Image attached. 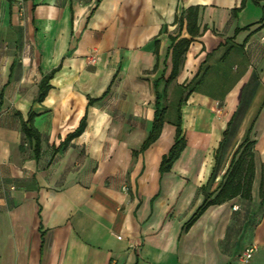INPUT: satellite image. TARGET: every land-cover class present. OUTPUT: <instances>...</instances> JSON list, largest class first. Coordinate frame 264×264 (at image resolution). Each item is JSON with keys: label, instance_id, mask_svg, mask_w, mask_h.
I'll return each mask as SVG.
<instances>
[{"label": "crops", "instance_id": "0c3cea01", "mask_svg": "<svg viewBox=\"0 0 264 264\" xmlns=\"http://www.w3.org/2000/svg\"><path fill=\"white\" fill-rule=\"evenodd\" d=\"M241 2L0 0V264H264V12L247 0L232 17ZM191 6L200 34L168 88L161 134L141 152L154 80L171 72V36L191 37L175 22ZM54 69L38 102L41 79ZM193 79L201 81L190 92ZM186 97V147L161 174ZM243 104L250 126L219 151ZM31 113L38 158L22 129ZM251 126V198L211 205L185 230L203 186L218 189Z\"/></svg>", "mask_w": 264, "mask_h": 264}, {"label": "trees", "instance_id": "16d2710c", "mask_svg": "<svg viewBox=\"0 0 264 264\" xmlns=\"http://www.w3.org/2000/svg\"><path fill=\"white\" fill-rule=\"evenodd\" d=\"M247 0H242L239 7L233 10V16L235 17L237 12L240 11L246 3ZM256 5L260 6L264 12V0H252ZM198 15L199 9L198 7L191 6L186 10H183L179 16L176 17L175 22L178 23L180 29L184 26L187 29V32L191 36L190 38L179 36H171V64L172 69L168 76L165 78V72H161L154 80V88L156 92V103H155V113L153 124L151 130L144 140L141 146V152L148 149L160 136L163 125L167 121V111H168V88L171 83L176 79L181 69V66L184 62L185 55L189 49L190 44L194 40V37L200 34V29L198 26ZM260 23V27L264 26V15L263 18L258 22ZM259 27V28H260ZM257 28V29H259ZM245 30L250 29V26L244 28ZM56 69L51 72L43 75L41 82L39 84V92L37 96V101L42 102L49 89H50V80L55 74ZM201 79H193L190 84L186 86L189 91H193L194 87L197 83H200ZM106 95V94H105ZM186 98H183L179 104L177 109V120L175 121L176 125V136L173 145L170 147L169 151L163 155L160 164V173L164 174L169 172L175 163V161L180 157L182 151L186 147V139L183 135L182 131V121H181V112L180 107L183 101H186ZM95 99L90 98L89 103L94 102ZM35 114L31 113L27 121H24L22 124V129L26 135V139L33 145L34 155L35 157H39L41 153L42 146V137L39 131L33 125V119ZM236 113L233 115L232 119L228 122L227 129L224 131L223 140L221 141L219 151L222 147H224L226 140L231 132V126L234 121V117ZM86 117H84L81 121L79 128L69 137L72 138L74 135H79L85 128ZM252 132V126L249 130L248 136L244 139V141L239 145L238 149L234 152L231 163L227 168L223 180L215 192L209 193L206 191V186H203L204 200L202 204L197 208L191 219L185 225V230H187L200 216L201 214L211 205L221 204L228 200H231L237 196H241L247 199L251 198L252 185L255 178L256 166H255V144L256 140L252 139L250 134ZM218 165V159H217ZM217 166H215V170L213 172L212 177L215 176L217 170ZM211 177V178H212ZM260 196L262 202H264V168L262 171L261 178V187H260Z\"/></svg>", "mask_w": 264, "mask_h": 264}, {"label": "rangeland", "instance_id": "374dc122", "mask_svg": "<svg viewBox=\"0 0 264 264\" xmlns=\"http://www.w3.org/2000/svg\"><path fill=\"white\" fill-rule=\"evenodd\" d=\"M247 109H248V106L244 105V104L241 105L238 109V115L234 119L232 126L230 128L231 129V132H230L231 136H230L229 140H231L232 142L234 140V141H236L235 143H237V141L239 139H241V137H242L241 132L243 131V128H246V124H247V127H249L251 124L250 120L249 121H243V117H245ZM214 112H215L216 117L221 121V119H223V117H224L223 110L220 109V107H219V108H216V110ZM171 115H173V114H171ZM242 124H243V126L241 127ZM257 130H258L257 126L255 125L253 133H257Z\"/></svg>", "mask_w": 264, "mask_h": 264}, {"label": "built area", "instance_id": "2783aa9c", "mask_svg": "<svg viewBox=\"0 0 264 264\" xmlns=\"http://www.w3.org/2000/svg\"><path fill=\"white\" fill-rule=\"evenodd\" d=\"M256 249H257L256 246H251V247L247 248L241 256V261L243 263H249L251 261L253 255H254Z\"/></svg>", "mask_w": 264, "mask_h": 264}]
</instances>
